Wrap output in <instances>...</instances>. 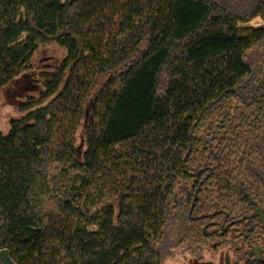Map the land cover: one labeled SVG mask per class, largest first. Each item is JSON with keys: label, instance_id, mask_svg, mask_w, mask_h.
Here are the masks:
<instances>
[{"label": "trees", "instance_id": "1", "mask_svg": "<svg viewBox=\"0 0 264 264\" xmlns=\"http://www.w3.org/2000/svg\"><path fill=\"white\" fill-rule=\"evenodd\" d=\"M257 17L264 0H0V104L42 47L67 52L0 126V249L164 264L232 245L234 264H264Z\"/></svg>", "mask_w": 264, "mask_h": 264}, {"label": "rangeland", "instance_id": "2", "mask_svg": "<svg viewBox=\"0 0 264 264\" xmlns=\"http://www.w3.org/2000/svg\"><path fill=\"white\" fill-rule=\"evenodd\" d=\"M263 19L257 17L249 25H263ZM66 50L56 41H51L42 47L34 56L28 71L15 78L12 83L2 89L0 104V126L3 130L10 127V121L20 116L18 108L30 98L39 99L44 92V75L55 71L66 57ZM55 224V221L52 222ZM175 254L165 256L164 264H226V253L231 261H237L232 251H227L224 245L219 248L203 251L202 258L184 254L175 250ZM227 251V252H226Z\"/></svg>", "mask_w": 264, "mask_h": 264}, {"label": "flooded vegetation", "instance_id": "3", "mask_svg": "<svg viewBox=\"0 0 264 264\" xmlns=\"http://www.w3.org/2000/svg\"><path fill=\"white\" fill-rule=\"evenodd\" d=\"M249 231H252V228L250 227L249 228ZM239 248V247H238ZM257 248V252L255 251V249ZM225 249L227 250V251H232L233 252V255H234V248H233V246L232 245H228V246H226L225 247ZM226 251V252H227ZM253 253H254V255H255V257L258 259V260H260V261H263L264 260V248L261 246V245H255L254 246V248H253ZM257 254L259 255V257L257 256ZM227 256L229 257V259H230V255H229V253H226V257H225V263H226V258H227ZM264 262V261H263ZM230 264H234L232 261H231V259H230Z\"/></svg>", "mask_w": 264, "mask_h": 264}, {"label": "water", "instance_id": "4", "mask_svg": "<svg viewBox=\"0 0 264 264\" xmlns=\"http://www.w3.org/2000/svg\"><path fill=\"white\" fill-rule=\"evenodd\" d=\"M255 251L257 252V248L255 249ZM257 256L259 257L258 254H257ZM0 263L1 264H15L13 259L10 256L9 250L7 248L0 249ZM226 264H230V259L228 256L226 258Z\"/></svg>", "mask_w": 264, "mask_h": 264}]
</instances>
